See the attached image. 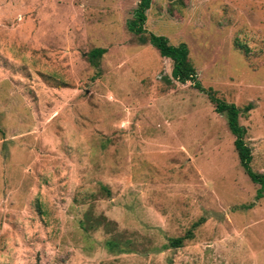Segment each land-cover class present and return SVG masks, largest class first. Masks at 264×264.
Here are the masks:
<instances>
[{"label":"rangeland","instance_id":"obj_1","mask_svg":"<svg viewBox=\"0 0 264 264\" xmlns=\"http://www.w3.org/2000/svg\"><path fill=\"white\" fill-rule=\"evenodd\" d=\"M137 3L0 0V264H264V185L206 95L126 30ZM144 15L185 44L204 91L251 105L238 124L264 175V0H150ZM99 216L134 250L107 252Z\"/></svg>","mask_w":264,"mask_h":264},{"label":"trees","instance_id":"obj_2","mask_svg":"<svg viewBox=\"0 0 264 264\" xmlns=\"http://www.w3.org/2000/svg\"><path fill=\"white\" fill-rule=\"evenodd\" d=\"M150 0H138L136 7L132 12V16L126 21V30L137 37L141 44H149L153 47L159 57L165 58L171 62L170 77L173 81L184 84L190 83L194 89L203 92L208 102L213 106V111L216 114L224 116L225 124L228 132L233 137V148L237 156L238 164L249 180L254 184L264 185V175L251 172L249 169V163L251 155L249 149L244 144L245 129L238 124V117L242 113H246L251 109V105L247 104L242 109H238L233 104L225 103L224 101L215 97L214 93L210 90L204 91L198 81L196 80L195 71L188 59V51L183 43H179L176 46L170 45L167 39L162 36H156L151 33H146L143 29V23L145 20V11L149 8ZM102 49H92L87 53V59L89 62L101 56ZM94 65V64H92ZM100 191L107 197L109 192L106 187H100ZM89 216L84 213V221H87ZM203 222V219H198L192 223L190 228L184 233L183 236L168 238L167 243L162 246L163 249H176L180 248L184 241L191 240L193 237V230ZM83 228V221L80 223ZM113 224L110 221L105 220L99 216L93 219L89 228L96 226H102L106 229L107 233H110V238L104 241V247L109 253L126 254L133 251V243L122 238L118 233H111Z\"/></svg>","mask_w":264,"mask_h":264}]
</instances>
